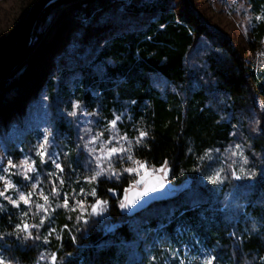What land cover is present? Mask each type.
Listing matches in <instances>:
<instances>
[{"label":"trees","instance_id":"1","mask_svg":"<svg viewBox=\"0 0 264 264\" xmlns=\"http://www.w3.org/2000/svg\"><path fill=\"white\" fill-rule=\"evenodd\" d=\"M75 1L57 2H74L72 6L80 8ZM169 3L155 0L140 7L129 3L123 19L140 17L135 21L127 18L128 23L120 25L109 22L99 27L79 21V47L74 53L86 50V42L96 37L91 36L96 29L111 34L96 52L78 58L75 65L55 66L44 83L53 132L65 166L64 184L56 182L60 190L72 196L81 185L89 190L83 180L90 168L77 147L81 124L67 116L72 98L80 101L87 113L98 108L104 123L113 118L114 112L127 108L131 119L123 124V131L133 140L138 130L149 133L143 145L133 143L134 158L153 168L167 161L169 181L181 185L188 180L189 186L174 198L154 202L129 217L120 204L132 176L123 174L119 181L98 178L90 184L96 189V198L107 201L101 214L90 215L85 224L77 222L78 211L57 206L54 212L58 228L66 224L68 228L61 229V239L49 243H44L47 225L31 229L40 240L22 241L15 234L7 235L14 233L20 216L18 209L8 206L0 213V257L11 264H51L52 254L57 256L56 264H154L151 258L159 255L156 238L160 230L165 229L173 237L179 225L193 229L212 248L217 257L215 264H264V136L258 131L261 115L251 104L250 82L264 97V67L258 71L245 65L235 50L224 47L223 37L207 43L204 27L193 18L192 6L177 19L167 7ZM47 12L40 17L27 54L41 37L52 44L56 29L51 27L44 36L40 30ZM20 26L0 39V59L16 40ZM249 38V47L260 50L264 45V21L252 27ZM22 68L19 66L14 76ZM73 69L79 70L80 80L72 89L67 78ZM10 71L0 77L3 104L12 99L7 89L9 78L2 82ZM133 99L135 105L131 104ZM13 125L29 147L33 136L19 118L1 129ZM5 145L15 163L18 151L6 136ZM64 152L68 153L66 157ZM47 167H42V177L46 191L52 195ZM73 167L77 168L75 173L70 171ZM216 168L221 176L219 185H201L203 176ZM249 173H256L257 178L235 179V175Z\"/></svg>","mask_w":264,"mask_h":264},{"label":"rangeland","instance_id":"2","mask_svg":"<svg viewBox=\"0 0 264 264\" xmlns=\"http://www.w3.org/2000/svg\"><path fill=\"white\" fill-rule=\"evenodd\" d=\"M30 1L31 0H0V39L10 35L22 23L21 17L22 15L23 17L25 16L26 11L31 4ZM154 1L155 0L75 1L80 4V8L73 7L72 3L74 2L53 3L48 8L49 10L47 9L48 12L40 24L42 36H44L51 27L56 29V34L52 38V44L43 42L41 37L34 44L33 49L25 56V58L18 65H16V67H14V70L2 79L3 82L9 78L7 89L10 91L12 99H10L7 104H3L0 101V176L5 177V180H0V191H4L6 181L15 184L19 190L24 191L25 193L33 191L31 185L35 182L36 177L39 176L40 185L35 190L32 197L33 203L31 211H29V215L27 217L22 215L23 211H28L23 203H21L20 209H18L20 213L19 224L27 222L30 225H40V221L43 219L44 224L36 229H40L44 225H47V230L45 231L44 236L48 238L49 242L57 237H60V231L61 229H64V227L58 228V220L54 210L59 205L65 208L63 200L65 193L68 195V207L65 209L72 211L75 207V211H78L79 215L80 208L74 204L75 200H84L86 205L94 203V200H92L93 197L90 195L92 189L90 183H92V180H88L87 182L85 181L86 177L93 175L91 168H94L95 165L91 166L89 172H87L89 173L88 176H85V179L83 180L85 184H89V190L86 185H81L79 190L75 192V195L73 194L72 196L69 194V191L60 190V188L56 186L60 193V198L58 200L55 198L57 196L50 195L46 191L45 180L42 177L41 171L44 165L40 163V157L36 155V152L39 149V144L42 141L41 134L46 130L51 131L54 134L53 124L50 120L48 110V100L44 78L53 71L55 66L75 65L78 58L96 52L98 47L105 40V37L111 34V32L109 34H107V32L106 34L103 32L99 33V29H96L97 32H93L91 35H96V37L92 38L90 36L91 38L86 42V50L81 51L79 49L77 53H74L77 47H79L76 39V37L81 34V28L78 24L79 21L91 23L93 26L99 27H104V25L109 22H112L114 25L117 23L120 25L121 23H124V21L128 23L127 18L135 21L140 16H136V19L131 16H125L123 19L126 5L133 3L136 7H140L143 4L152 3ZM189 6H192L190 9L194 12L195 16H193V18H197L199 21V27L201 25V27H204L203 29H205L203 35L207 43H210L212 39L217 40L223 37L222 40L224 47L229 49V51L235 50L236 53L242 57L245 65L249 67L254 66V68L258 71L264 67V45L260 47V50L251 49L249 47V36L252 27L257 25L259 22L264 21L263 0H170L167 7L174 12L177 19H180L185 8L189 9ZM257 17H260V19H257ZM34 35L35 31L33 34L32 44L34 41ZM22 65L23 68L20 70L18 75L14 76L17 68ZM194 65H196V63ZM78 80H80L79 70L73 69V72L67 78L68 84L72 89L78 83ZM250 82L253 91L251 104L255 111L261 115V122H259L258 131L264 136V97L256 95L257 89L251 79ZM71 101L73 102L75 99L72 98ZM82 108L84 112H86L85 108ZM93 112H96L97 115L92 116L91 114ZM93 112H86L88 114L87 116L81 115L78 123L81 124L80 129H83L84 127H89L91 129V132L86 135V139L90 138L91 135L99 134V140L97 144L94 145L97 150V154H99L102 147L106 150L107 147L112 146L108 145L107 141L109 140V137L114 134H118L120 137L126 135L129 140H133L125 133V131H123V124L130 120L127 108H124L119 112H114L113 118L106 123L103 122L104 117L99 113L98 108L93 110ZM121 113H127V115L122 116L121 120L117 122L116 129L113 130L110 127V121L114 119L116 115H120ZM15 117L23 121L28 132L31 136H33L34 140L29 147L22 138L20 130L15 128V125L7 126L4 131L1 129L2 125L11 122ZM97 118L101 121L96 120ZM87 119L94 121V123L90 125L86 124L85 120ZM3 133L6 137H8L11 145L18 151V158L16 162L14 163L12 161L17 165V167L10 168L9 173L3 172V168L8 167V161L11 159L7 153L5 136ZM80 134L85 135L82 131ZM50 139H52V137H50ZM84 142L85 141H77V145H83ZM58 147L59 145L54 134V144L49 146V150L60 153ZM89 147H93V145H89ZM237 151L238 158H240L241 151L238 149ZM80 152L82 160L86 163V167L89 168L88 152L81 149ZM26 157L28 158V164H31L32 161L35 160V167L37 169L36 172L29 173V176L32 177L29 181H25L22 175L25 171L26 165H21ZM60 161L62 162V157H60ZM131 166L135 165H133L132 162L127 161L126 158L123 161L117 160L113 164L116 171ZM47 168L48 172L55 171L54 167L50 163ZM152 168L153 167H149V170ZM167 169L165 179L170 190L175 191L178 194L189 186L190 182L188 180L184 181L181 185L172 184V182L169 181L170 170L168 166ZM241 169L242 167H239L240 173ZM210 177L216 180V185H219L221 182L220 171L216 168L203 176V179L200 181L201 185L205 186L207 184H213L209 179ZM53 179H56V177H50V180ZM57 181L59 182V180ZM132 183L133 180L130 184ZM81 188L84 189L83 195L80 194ZM128 188L129 186L127 189ZM41 189L43 190V194L49 197L47 202H45L40 195ZM6 195H11L13 198H16L18 196V192L16 189L10 188L6 192ZM90 196L92 197L91 200H89ZM123 201L124 198L121 202ZM0 203H2L6 209L8 206H11L3 199V197H0ZM36 204L44 205L47 212L45 213L44 209L36 208ZM87 210L89 213L91 212L90 208ZM121 210L124 211L122 208ZM52 228H55L56 231L49 236V230ZM156 240H158L160 251H157L159 254L158 256L155 254L152 255L157 257L154 264H178L179 260H184V264H201L203 254L205 252L213 255L212 248H210L205 241H201L193 229L185 225L177 226L173 237L168 235L165 229H161Z\"/></svg>","mask_w":264,"mask_h":264},{"label":"snow or ice","instance_id":"3","mask_svg":"<svg viewBox=\"0 0 264 264\" xmlns=\"http://www.w3.org/2000/svg\"><path fill=\"white\" fill-rule=\"evenodd\" d=\"M257 19H260V17H257ZM137 101L135 99L131 100V104L135 105ZM72 110L67 113V116L75 118L79 120L81 115L87 116L88 114L84 112L82 105L80 101H73L71 102ZM92 116H96L97 113L93 112L91 114ZM127 115V113H121L120 115H116L114 119L110 121V127L115 130L117 122L121 120L122 116ZM131 119V117H129ZM86 124H92L94 121L87 119L85 120ZM98 123V122H97ZM81 131L85 135H81ZM91 132V129L89 127H84L83 129H78L77 131V141H85L83 145L78 144L77 147L80 148L83 151L88 152L89 157V168H91L92 165H95L94 168H91L93 171V175L86 178L87 182L88 180L95 181L98 178L101 177H107L109 180H117L119 181L123 174H128L133 177V183L129 185L128 189H125V193H127L130 189H135L133 191V195L131 198H129L127 195L124 197V201L121 202L120 207L122 209L130 208L132 205H134L137 200H139L141 197L147 195L149 192L156 191L158 188L164 187L165 182V173L168 170L167 165L168 162L164 161L159 168H152L149 170V165L146 161L142 162L140 160H136L134 156L131 154L132 152V145L135 143L136 145H143L148 139H149V133L146 130H138V136L135 138V140H129L128 137L125 135L123 137H120L118 134H114L113 136L109 137V140L107 141L108 145H112L111 147H107L106 150L104 147L100 149L99 154H97V150L94 147V145L97 144L99 140V134L91 135L90 138L86 139V135ZM42 135V141L39 144V149L36 152V155L40 157V163L42 165L45 164H51L55 171H49L47 175L49 177H56V179H53L50 181L52 184V195L53 196H59V190L56 187V182L59 180V183L61 185L64 184V179L62 178V174L65 171V166L60 161L61 153H57L56 151H50L49 146L54 144V134L51 131H45ZM52 137V139H50ZM89 145H93V147H89ZM237 148L240 146L237 145ZM65 157L68 155L67 152L62 153ZM127 159V161L132 162L133 165L131 167L123 168L120 172L116 171L113 167V164L115 161L120 160L123 161L124 159ZM35 160L32 161L31 164H28V158L26 157L25 160L22 162L21 166H25V171L22 173L23 179L25 181H29L32 179V177L29 176V173H34L37 171L35 167ZM244 163L247 164V159L244 160ZM76 165L79 166V155L76 157ZM17 165L12 162L11 159L8 161V167L3 168L4 173H9L10 168H16ZM70 171L75 173L77 171L76 167L70 168ZM243 171V169H241ZM159 173V175H157ZM261 175H264L262 173ZM139 177V178H136ZM155 177V179H153ZM257 174L256 173H249L246 176L241 175H235V179L241 180V179H256ZM210 181L215 184L216 180L213 178H209ZM0 180H5L4 176H0ZM40 185V179L39 176L36 177V180L34 183H32L31 187L33 191H28L25 193L24 191H21L17 188L15 184H12L11 182L5 183V189L4 191H0V197H3L4 200L8 202L9 205H11L12 208L20 209L21 203L28 209V211H23L22 215L24 217H27L29 215V211H31L32 206V197L35 193V190ZM16 189L18 192V196L16 198H13L11 195H6V192L10 189ZM109 191H113L112 189H109ZM80 194H84V189H80ZM40 195L42 196L43 200L45 202L48 201L49 197L47 195L43 194V190H40ZM75 195V192H74ZM90 195L94 198V203L86 205L84 203V200H75L74 204L79 206L80 208V215L77 217V222H83L87 224L89 222L88 217L90 215H100L101 209L104 205L107 204V201H104L102 199L96 198L97 193L96 189L93 188L91 190ZM86 199V197H85ZM64 200V207H68V195L67 193L64 194L63 197ZM36 208L38 209H44L45 213L47 212V209L44 205L36 204ZM88 208L91 209V212H88ZM76 208L74 207L72 211H75ZM5 206L0 203V213L6 212ZM71 219V218H69ZM44 224V220L42 219L40 221V225H30L27 222H22L20 224H17L15 226L14 233L10 232L7 233V235H13L15 234L18 239H21L22 241H28V240H40V236L36 235L33 236V233L31 229L38 228ZM64 228L67 229L68 225H64ZM56 231L55 228H52L49 230L48 235L51 236ZM0 239H3V236L0 235ZM57 239H61V237H57ZM73 242H75V237L72 238ZM48 238H44V243H48ZM152 261L155 262L157 259L156 256H152ZM217 260V257L215 255L209 254L208 252H205L203 254V258L201 261V264H215ZM262 262H264V257L261 258ZM57 256L56 254H52L51 256V264H56ZM0 264H11V261H7L5 258L0 257ZM178 264H184V260H179Z\"/></svg>","mask_w":264,"mask_h":264},{"label":"water","instance_id":"4","mask_svg":"<svg viewBox=\"0 0 264 264\" xmlns=\"http://www.w3.org/2000/svg\"><path fill=\"white\" fill-rule=\"evenodd\" d=\"M57 1L58 0H33L31 2L22 20L16 40L5 55L0 59V77L16 67L21 59L27 54L31 47L33 34L40 17L50 7V5ZM256 94L262 97L257 90ZM157 175H159V173H157ZM153 179H155V177H153ZM133 191H135V189H130L127 193H125V195L131 198ZM176 194L177 193L175 191L169 189L165 179L163 188H158L156 191L149 192L147 195L141 197L130 208H125L124 213L131 217L145 210L152 203L169 200L176 196Z\"/></svg>","mask_w":264,"mask_h":264},{"label":"bare ground","instance_id":"5","mask_svg":"<svg viewBox=\"0 0 264 264\" xmlns=\"http://www.w3.org/2000/svg\"><path fill=\"white\" fill-rule=\"evenodd\" d=\"M257 95V94H256ZM257 96H259V95H257ZM260 97V96H259Z\"/></svg>","mask_w":264,"mask_h":264}]
</instances>
